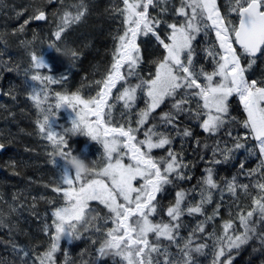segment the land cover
Here are the masks:
<instances>
[{
	"label": "snow or ice",
	"instance_id": "1",
	"mask_svg": "<svg viewBox=\"0 0 264 264\" xmlns=\"http://www.w3.org/2000/svg\"><path fill=\"white\" fill-rule=\"evenodd\" d=\"M47 2L63 4V0ZM169 4L170 0H120V6L110 9L120 17L122 28L114 37L108 69L94 81L97 91L93 97L84 98L79 91L50 93L49 85L60 84L68 76L57 79L44 74L48 65L40 52L28 51L29 64L23 68L20 84L28 90L27 98L42 117L36 120V125L53 149L50 163L55 165L57 157L72 151L67 138L76 134H86L99 142L103 154L97 158L100 166L87 180L70 175L66 169L59 174L60 186L53 191L61 194L62 203L51 212V225L46 223L43 227L45 233L54 232L46 250L33 257L29 249L13 243L11 249L16 259L6 261L0 257V264H56L62 236L65 232L69 235L67 225L77 218L79 208L85 204L95 210L97 205L106 210L107 215L101 218L105 224L111 222L112 227L104 230L103 235L123 244L126 249L121 254L123 264H196V254L204 255L209 247L197 240L200 234L210 237L206 225L220 210L217 204L211 214L205 212V207L213 202L214 191L219 190L221 197L225 192L234 198H238V193L251 195L249 184L238 182L237 175L225 179L223 184L215 175V165L231 162L241 150H246L249 156L259 154V162L253 169L246 168L247 156L238 164L239 175L257 177L252 184L257 192L249 208L237 211L238 227L231 220L223 223L211 248V264H233L234 250L238 252L254 241L259 242V248L252 251H264V77L250 79L248 75L257 59L264 56V0H228V17L221 12L218 0H178V6L174 7L178 21L169 22L150 14V9L155 8L167 14ZM73 7L75 11L53 13L58 15V22L47 46L60 47L69 25L81 22L88 12L84 0H78ZM232 15L235 21L230 19ZM47 19L46 10L37 6L18 31L23 33L24 26L31 21ZM161 24L167 29L164 36L159 31ZM209 32L214 33L215 43L203 51L212 62L210 71L196 63L197 38L207 37ZM149 36L163 48L164 55L151 61L154 71L144 75L139 70L145 62L140 40ZM35 40L33 35L31 40L20 43L30 48ZM73 55L76 63L80 53L74 49ZM0 68L20 72L19 65L13 68L10 57L0 63ZM118 85L120 90L114 99L122 102L129 118L114 125V105L109 101ZM141 97L144 107L136 111L133 126L130 114ZM232 98H238L242 105L243 119L232 114ZM165 101L169 102V110L157 113ZM65 105L75 112L76 119L71 121V127H63L58 133L52 129L51 120L42 114L57 113ZM182 117L195 121L208 138H214L213 142L209 144L195 137L190 127L181 125ZM237 128L245 131L240 133ZM221 135L231 143L219 139ZM177 137L185 141L191 138L194 147L201 150V159L203 152H209V166L199 180L198 201L193 203L188 200L187 190L177 189L174 199L162 205L160 197L168 186L192 179L187 172L190 165L183 158V142L180 151L173 147ZM249 140L255 142L254 147L248 146ZM4 148L5 144L0 143V152ZM154 150L164 153L153 155ZM197 215L204 219L189 231L186 239L181 237L184 217ZM2 226L4 220L0 219ZM95 231L99 233L101 228L97 225ZM162 240L175 245L177 254L173 255ZM90 258L94 264L101 259ZM65 264H68L66 253Z\"/></svg>",
	"mask_w": 264,
	"mask_h": 264
},
{
	"label": "trees",
	"instance_id": "2",
	"mask_svg": "<svg viewBox=\"0 0 264 264\" xmlns=\"http://www.w3.org/2000/svg\"><path fill=\"white\" fill-rule=\"evenodd\" d=\"M6 5L10 2H16L17 10H7L0 9V36L3 37L0 40V52L4 53L7 60L8 57L11 58L12 66L15 67L23 55L29 50L25 46L21 45V40H31L33 35L36 39L46 34L45 28L54 27L51 30H55V24L58 22V15H53V13L61 14L65 10L74 11L72 7H67L66 4L71 6L73 3H78V0H63L61 6L60 3H48L47 0H4ZM69 1V2H68ZM87 5L88 12L79 23L70 24L68 30L63 34L66 44L72 46L76 51L80 53L79 59L72 70V83L71 86L75 89L80 90L82 87L86 88L88 85L93 83L95 80L102 78L103 74L109 67L112 60V51L115 45L114 37L118 34V30L122 28L120 17L115 15L110 9L120 6V0H84ZM221 8V12L228 17V0H218ZM5 6V3L2 4ZM1 5V8H3ZM26 6L31 9H25ZM42 7L48 13V19L46 21H31L24 26V32L18 31V24L13 26V31L16 33L7 34L9 29L5 26L6 21L10 15L14 18L17 12H23L22 15L17 16L18 22L29 19L32 11L35 7ZM178 6V0H170L168 6L167 14H161L158 8L150 9V14L155 16H161L164 20L171 22L172 20H179L178 17L174 15V7ZM67 7V8H66ZM235 21V16L230 17ZM12 26V25H11ZM160 34L164 36L167 29L163 24L160 26ZM143 54H144V64L141 65L140 71L142 74L147 75L150 71H154V64L151 61L161 58L164 55L163 48L155 41L151 36L142 38L140 40ZM215 43V36L213 32H209L207 37L201 35L196 41V63L197 65H203L206 70H211L212 62L204 54L203 49ZM36 51V50H33ZM39 52L38 50L36 51ZM28 56V55H27ZM1 69V68H0ZM4 77L0 78V143L5 144V148L0 152V211L8 212V207L16 200V198H23L24 194L28 201H30L36 193L40 194L43 192V186L53 184V176L55 173L54 167L50 164L47 159V164L43 165L44 162L38 159L35 153L38 149L39 144L43 146L42 140L38 138V142L34 141L37 145H32L29 139L23 135L24 126L27 122L26 118H31L34 109L30 102L27 101L24 95V87L20 84L23 79L21 73L17 72H6ZM249 78H260L264 77V56L257 59V63L248 73ZM0 76H3V71L0 70ZM15 87H10V86ZM119 86V85H118ZM11 92L15 96L6 95L4 93ZM195 102H193L194 104ZM230 109L233 115L240 119H243L245 113L243 111L242 105L238 102V98H232L230 100ZM169 110V102L165 101V104L157 110V113ZM154 117L157 114H153ZM26 119V121H25ZM153 121L150 119L149 123ZM29 123L34 126L36 132V127L33 119ZM113 124H120V121L114 120ZM133 125H135L133 123ZM181 125L190 127L193 131L195 137L201 138V140H207L209 144L213 142L214 138H208L198 126L195 121L188 120L185 117L181 118ZM147 127V125H146ZM236 131L243 133L245 130L242 128H237ZM223 141L231 143L228 137L221 135L218 137ZM69 142V147L71 150L74 148V144H78L73 151V154H79L84 159H97L101 156V149L95 143H91L88 148L83 146L87 143V137H77L70 136L67 138ZM183 142V158L189 163L190 167L187 169L188 174L192 176L191 180L177 181L174 185L168 186L165 192L160 197L161 204H168L174 197V192L177 189H184L188 191V200L195 203L199 199V180L204 175V169L209 166V152H203L204 159H201V150L194 147L191 138L186 141L182 137H177L173 147L180 151L181 143ZM248 146L254 147V141H247ZM81 145V148L78 149ZM94 145V146H93ZM43 150V149H42ZM154 153L163 154L164 150H154ZM247 156V169H253L259 162V154L256 156H249L246 150H241L236 155V158L227 164L215 165V175L219 183L223 184L225 179H231L232 175H237L238 182L248 183L249 191L251 195H245L243 193H238V198L232 197L228 193H224L221 197L219 190L213 193V202L205 207L206 214H211L213 208L219 204L220 210L219 214L214 220L208 222L206 225V233L211 234L209 238L205 237V234H200V239L197 243L206 242L208 245L211 244L207 249H205L204 255L195 256L196 264H211V248L214 243V237L220 235L222 231V225L224 222L231 220L234 226L238 227V221L236 219V214L238 210H246L251 206V198L256 195L257 190L252 188L257 177H245L239 175L238 164L240 160ZM194 166V167H193ZM46 193V192H45ZM25 198V197H24ZM26 199V200H27ZM94 203V202H93ZM96 211L101 217L107 215L106 210L103 206H96ZM166 219V217H164ZM203 216H185L183 219V227L180 230V236L187 238L189 231L196 226ZM6 222V223H5ZM99 222H104L100 218ZM37 225H33L28 228L26 224L20 223L18 221H13L10 219H4V226L0 227V257L5 258L6 261H11L16 259L12 254L11 245L16 243L19 246H23L27 249L31 246V255L33 257L38 256L46 250L47 242H40V233L36 231ZM107 228L112 227L110 222L106 225ZM40 232V231H39ZM51 233V232H50ZM183 234V236H182ZM50 235V234H49ZM51 236V235H50ZM47 237V241H49ZM213 239V240H212ZM94 240V239H91ZM100 239L96 241L95 244L89 242H77L73 244L72 247L68 248L69 253L61 246V250L56 253V264H65V253L67 254L68 263L80 264L83 258L81 252H90V255L86 257L89 259L90 256H96V249ZM163 245H167L170 249H173L175 254H177V248L175 245L169 244L168 241L162 240ZM90 244V245H89ZM183 240H180V245L182 246ZM256 247L259 248V242L254 241L249 245L242 247L238 252L234 250L235 259L233 264H261L264 261V251L253 252L252 249ZM80 258V260H77ZM113 264L111 259H100L98 264ZM94 264V261H92Z\"/></svg>",
	"mask_w": 264,
	"mask_h": 264
},
{
	"label": "rangeland",
	"instance_id": "3",
	"mask_svg": "<svg viewBox=\"0 0 264 264\" xmlns=\"http://www.w3.org/2000/svg\"><path fill=\"white\" fill-rule=\"evenodd\" d=\"M3 3H5V6L2 5ZM68 4H66V6L69 8L72 7L73 10L75 11V8L73 6L76 5L77 3H73V4H71V6H69ZM1 5L3 8H1ZM28 8L31 9L28 6H26L25 9L27 10ZM0 9L1 10L7 9L8 11L9 10L14 11V10H17V4H16V2L15 3L10 2L9 5H6V2L4 0H0ZM0 13H2V12H0ZM18 20L19 19H17V16L13 18L10 15V17H8V20L5 23V26L9 29V31H7V34L11 35L12 33H16L15 31H13L14 25L18 24V27L23 25V22L22 21L18 22ZM173 21H175V20H172L171 22H173ZM48 28L49 27L44 29L45 30L44 32L46 34H44V36L40 35V37L37 38L32 43L29 50H32V51L38 50L40 52L41 56L44 58L45 63L48 65V69L45 70L47 72H45L44 74H50L57 79H59L63 75L68 76V78L60 84L49 85L48 87H49L50 93H54L56 91H59L61 93H69L70 94L72 92L79 91L80 94L84 98L95 96L96 91H97V86L94 84V82L91 83L90 85H88V87H86V88L82 87L80 90H77V89H75V87L71 86L72 70H73L74 66L70 68L68 66L67 62L64 60V58L62 56H60L55 51L54 48L47 46V44L53 40L51 30L54 29V27H50V29H48ZM63 45H67V44H66L65 38L62 37V40L59 42V46H63ZM27 55H28V50L23 55L22 59H20L19 63L17 64L20 67L19 73H21L22 76H23V68L29 64V57ZM2 58H5V56L4 55L0 56V63L5 61ZM15 67H13V68H15ZM0 70L3 71V76H0V78H1V77H4L6 75V73L2 68ZM41 71L44 72V70H41ZM29 84L31 86H36V85H33L31 81H29ZM24 89H25L24 95H25L27 101L30 102L31 106L33 107L34 112H33V115L31 116V118H26L27 122L25 124H23V126H24L23 135L29 139V141L31 142L32 145L33 144L36 145L34 143V141L38 142V138H40L43 141L42 142L43 146H41L39 144V146L37 147L38 149L36 150L35 153L37 154L38 159L40 161L44 162L43 165H46L47 159L49 160V162L51 160V157L49 154L53 152V149L51 148L49 142L46 141L38 131V128L36 125V120L38 118H42V117L38 113L33 102L27 98L28 90L26 88H24ZM119 90H120V85L117 86L116 89H113V95H112L113 99H111L109 102L114 105V107L112 109V120L113 121L114 120L120 121V124H121V123H125L126 119L129 118V114L127 113V110L123 109L122 102H119V101L114 99L118 95ZM143 107H144V101H143V98L141 97L140 99L137 100L136 108L133 109L131 114H130V118L134 124H135V120H136V111H138L139 109H141ZM26 119H25V121H26ZM32 119H33L35 127H36V132L34 130V126H32L29 123V121ZM73 119H76L75 112L65 105L63 108L58 109L57 110V116H55L51 119L52 129L58 133L62 132L63 127H71V121ZM133 126H135V125H133ZM77 135L79 137H82V136L87 137V139H86L87 143L85 145V148H88V146L91 143H95L102 150L101 155L103 154V146L99 142L93 141L90 137H88L86 135L76 134L75 136L77 137ZM138 138H142V136H140ZM153 155L159 156L161 154L153 152ZM64 165H65L64 160L60 157H57L55 165H52L55 169V173L53 176V184L48 185V187L44 185L43 186V192H41L40 194L36 193V196H33L34 198H32L30 201H28V199L26 197V194L28 192H26V194H24L25 198L24 197L23 198H20V197L16 198V200L8 207V209H7L8 212H6V208L4 209L5 210L4 212L2 210L0 211V219H3V220L8 219V221L10 219H12L13 221H18L20 223L26 224L28 228H31L34 224L37 225L36 227H39V228H37L36 231L41 234L39 241L40 242H44V241L47 242L46 246H48L50 243V239H49V241H47V237L50 238V235L54 234V232L50 231L51 233L50 232L45 233L43 231V227L46 223L51 225V220H52L51 212L54 210V208L56 206H59L62 203L61 194L53 191V189L60 186V181L58 179V176H59V174H61L65 170ZM69 174L73 175L71 173H69ZM173 199H174V197L171 199V201ZM100 218H101V216H100ZM99 221H100V219H98L92 226H90L89 230L83 232L82 238L79 240H72L71 237L67 234V232H65V234L62 236V239H61V246H63V248H66L67 250H65V251H67L69 253L68 248L72 247V245L76 244L77 242H89L90 241L89 238L94 239L95 241H97L98 239H101L104 236L103 235L104 230L107 229L106 225H109L110 222L105 224V222L102 223ZM97 225L101 228V232H99V233H97L95 231V228L97 227ZM182 236H183V234H182ZM151 239H153V238L150 237V240ZM211 242L209 244L210 247L212 244ZM16 243H20V241H16ZM179 243H180V241H179ZM28 248L32 250L31 246H28ZM169 251L173 255H176L173 249L169 248ZM89 255H90V252H83V258L84 259H86V257ZM77 260H80V258H77ZM68 264H71V263H68ZM115 264H123V262L119 258H117Z\"/></svg>",
	"mask_w": 264,
	"mask_h": 264
},
{
	"label": "clouds",
	"instance_id": "4",
	"mask_svg": "<svg viewBox=\"0 0 264 264\" xmlns=\"http://www.w3.org/2000/svg\"><path fill=\"white\" fill-rule=\"evenodd\" d=\"M55 51L64 58L70 68L74 66L75 57L72 46L63 45L56 48ZM42 115L51 120L57 116V113L44 112ZM82 135L86 134L82 133ZM62 159L65 162L64 168L68 173L78 176L82 180H87L100 166L98 159H84L79 154H73V151L65 154ZM76 215L77 218L67 225L69 236L72 240H79L82 233L100 219V214L87 204L81 206ZM125 251L126 249L119 240L111 236H103L98 242L96 256L101 259H111L113 264H115L117 258L121 260V254ZM92 261L93 259L91 258L82 259L80 264H92Z\"/></svg>",
	"mask_w": 264,
	"mask_h": 264
},
{
	"label": "flooded vegetation",
	"instance_id": "5",
	"mask_svg": "<svg viewBox=\"0 0 264 264\" xmlns=\"http://www.w3.org/2000/svg\"><path fill=\"white\" fill-rule=\"evenodd\" d=\"M112 95H113V92H112ZM78 145V144H77ZM81 148V145H80V147L78 148V149H80ZM76 149H77V147H76Z\"/></svg>",
	"mask_w": 264,
	"mask_h": 264
}]
</instances>
